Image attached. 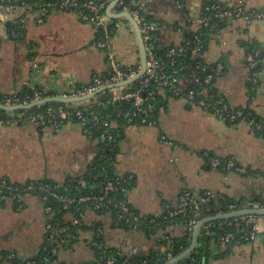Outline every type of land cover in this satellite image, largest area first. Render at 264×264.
Masks as SVG:
<instances>
[{
	"label": "crops",
	"instance_id": "0c3cea01",
	"mask_svg": "<svg viewBox=\"0 0 264 264\" xmlns=\"http://www.w3.org/2000/svg\"><path fill=\"white\" fill-rule=\"evenodd\" d=\"M139 1L152 20L167 24V29L154 37L156 47L164 50L182 44L187 30L199 29L197 18L206 0ZM219 1L264 11V0ZM116 7L110 4L106 15L121 25L111 38L117 61L122 68L143 66L139 34L128 18L120 17L124 13ZM99 33L70 11L52 10L46 16L38 10L5 15L0 20V96L39 87L44 91V102H53L56 95L69 94L109 75L112 69L106 52L96 46ZM252 46L264 56V20L252 24L236 20L213 37L203 58L208 65H224L215 88L229 106L249 108L264 123V61L258 68L261 84L254 98L250 97L244 70ZM188 82L185 77L184 86ZM165 98L168 106L161 111L157 127H128L118 143L115 173L132 177L125 196L131 208L155 219L163 217L166 207L176 208L184 190L195 197L212 193L234 200L264 194V136L245 123H229L212 112L190 106L184 99L166 93ZM88 103L89 99L69 105ZM18 111L10 110L7 116H17ZM101 153V144L77 123L59 128H42L28 121L5 126L0 129V181L64 184L91 171ZM214 159L233 160L245 172L225 173L213 167ZM66 220L70 222L71 217ZM47 223L45 204L39 196L0 198V253L15 252L23 261L37 257L47 241ZM83 226L78 241L58 253L61 263H94L92 243L96 236L108 250L133 260L163 251L160 240L166 236L182 239L186 235L184 225L154 234L125 229L114 223L112 215L100 216L92 211L86 213ZM201 247L200 238L196 251ZM209 264H264V228L252 244L213 245Z\"/></svg>",
	"mask_w": 264,
	"mask_h": 264
},
{
	"label": "built area",
	"instance_id": "2783aa9c",
	"mask_svg": "<svg viewBox=\"0 0 264 264\" xmlns=\"http://www.w3.org/2000/svg\"><path fill=\"white\" fill-rule=\"evenodd\" d=\"M34 1L35 2L29 3L23 0H0V20L5 15L17 12L30 13L38 10L42 12L43 16L48 15L52 10L74 12L79 16L81 21L93 25L101 33V38L96 42V46L106 52L112 72L107 76L96 78L93 83L88 86H79L75 88L69 94L63 93L54 96L55 99L59 98L64 100H74L93 96L89 101L94 100V102L88 103L87 105H69V103H62V105L47 106L43 112H25L17 116H7V112L10 111L9 108H19V110L28 111L33 108L32 106L34 105L35 107H40L46 104L44 103V91L39 87H35L32 90V96H27L25 99H22L18 94L0 97V110L4 111V113L0 114V129L5 126H15L22 120L31 122L42 128L52 126L59 128L63 123H75L74 119H77V124L81 125L84 132L90 137L93 134L88 125H91L92 129L101 130L98 142L104 148L113 151L114 148L111 145L115 144L117 138L121 137L122 134L120 132L115 134L114 132L119 128L118 120L122 119L125 130L131 126L157 127L158 121L151 117L152 113L156 111V107L153 105L154 97L156 95L165 97V93H169L173 98L184 99L190 106L212 112L217 118L223 121L233 124L245 123L253 132L264 136V123L257 120L251 110H232L225 99L206 89V86L210 85L214 80L215 74H221L224 71L225 67L223 64H217L214 68L209 69L202 66L201 63H198L196 69L204 74V78L198 77L197 74L186 77L189 80L186 86H184L183 83L185 77H181L182 74L188 73L191 69V65L184 59L188 54L191 55L193 59L203 58L204 55L202 50L204 48V39L207 34L206 30L214 28L213 21L228 20L229 23L236 20H244L252 24L255 21L264 20V11H250L245 9L244 6H237V9L231 12L223 10L219 5H214L207 9V11H215L216 13L212 17L207 18L202 10L201 15L197 18L200 27L196 31L197 35L195 38L189 41L184 40L182 44L170 47L168 52L164 55V58H162L163 56H159L155 51L152 39L154 34L166 30L168 27L167 24L145 20L140 14L139 9L131 11L124 5L123 0H106L105 2H98L97 0H55L54 3H48L47 1L49 0ZM114 3H117L116 6L123 8V13L130 14L140 28L147 56L145 69H143V66L123 69L117 61L115 49L111 45V35L114 29L120 28L121 25L119 22H114L109 19L106 15L107 4ZM132 4L140 9L144 7V3L139 0H134ZM260 59L261 51L256 46H252L251 52L247 54L244 61V70L247 80L255 88L260 84L258 74ZM140 75L141 77L138 79L139 87H134L133 82L122 87H117ZM151 85L156 86L158 91L149 90ZM191 85H197L198 88L190 89ZM106 91H109L111 94L109 100L100 101L96 99L99 94L105 93ZM50 102L52 101L47 103ZM120 103L132 104V106L130 108H119L116 111L115 118L111 115L104 117L95 113L89 117V115L86 114V111L94 106L105 110L108 106L116 107ZM162 139L166 141V138L163 136ZM170 145L172 144L170 143ZM212 165L214 168H220L222 164L220 160L214 159ZM225 167L228 170H233L236 167V163L230 160L226 163ZM236 168V172H245V170L240 167ZM94 171H96V168ZM104 171L105 169H103V172ZM101 176L102 174H96L94 178L98 179ZM104 179L105 181L102 182V195L91 192L90 194L81 196H66L65 194L69 187L66 186L65 183L49 184L45 182H31L26 185H18L2 180L0 181V198L11 197L19 200L23 196L33 194L42 195V200L45 204V212L49 216L55 213V207L52 202L61 205V208L58 210L59 213L67 212V216L70 217L73 214L71 212L73 208L80 205H82L87 212L113 210L117 222L121 223V225L131 227L133 230L140 229L146 223H155V219L143 217L129 206L125 196L129 190L127 186L132 180L131 176L126 177L116 174L114 179L110 180L106 177ZM80 187L86 189L88 187L87 181L82 179L80 181ZM120 194L124 195V199L119 198ZM214 199L225 200L223 195L217 196L212 193H206L201 197H195L188 190H184L177 207H166L165 209L164 215L165 220L168 222V227L177 225L176 218L191 214L185 227L188 233V239L192 241L196 227L202 223L203 220L248 209H238L235 204H232L229 206L228 212H221L215 216L204 218L201 209L202 204L209 203ZM253 209L261 210L264 208L259 205H254L251 210ZM70 223L75 227L79 226L80 221L78 218L71 217ZM59 226L60 223L56 225L52 222L47 223L48 242L54 239L52 232ZM227 227H232V230H229V232L222 237L221 240L224 245L233 247L252 244L259 240L263 232L264 216H239L226 222L214 220L202 224L200 227V234L212 237L215 235V229L223 232ZM77 239V236L73 237V240L76 241ZM59 243L60 245H65L66 240L61 239ZM92 245L94 247H100L98 242H93ZM58 252V249H53L51 251L53 255L58 254ZM14 258V254L0 256V264H13ZM169 259L170 261L168 263L173 262L176 258H172L171 255H169ZM127 263L128 260L126 259L123 264ZM96 264H115V261L109 258L106 261H98Z\"/></svg>",
	"mask_w": 264,
	"mask_h": 264
},
{
	"label": "trees",
	"instance_id": "16d2710c",
	"mask_svg": "<svg viewBox=\"0 0 264 264\" xmlns=\"http://www.w3.org/2000/svg\"><path fill=\"white\" fill-rule=\"evenodd\" d=\"M23 1L29 2V3L35 2L34 0H23ZM97 1L98 2H105L106 0H97ZM133 1L134 0H123L124 5L126 7H128L131 11L139 9L140 14L145 18V20H147L149 22L160 23L159 21L152 20L148 16L146 11L144 10V7L140 9L137 6H134L132 4ZM180 1L182 2L183 0H180ZM47 2L48 3H54L55 0H49ZM109 5L110 4H107V8ZM214 5L221 6L222 9L225 11L233 12L237 9V7H234V6L231 7V6L221 2L219 0H206L205 2H203L202 10H203V14L207 18L212 17L216 13L215 11H207V9L213 7ZM116 9L120 13L123 11V8L119 7V6H117ZM252 11L260 12L262 10H259V11L258 10H252ZM185 12H186V14H188L187 6H186ZM161 23H163V22H161ZM213 23H214V28H212L211 30H209V29L206 30L207 34H206L205 39H204V48L202 50L203 55H204L206 49L208 48L210 41L213 39V37H215L216 35H218V33H220L222 31V29L228 24V20H223V21L222 20H216V21H213ZM164 24H166V23H164ZM116 31H117V29H114V32L111 35L112 37L115 35ZM160 33H162V31L153 35L152 43L154 44L155 51L158 53V55L161 57L163 56L162 58H164V55L168 52L169 48L164 49V50L159 49L158 47H156V43H155V39H154V37ZM99 34H100V38H101V33H99ZM196 35H197V32H192V31L187 30V32L185 34V41L186 40H188V41L193 40ZM251 50H250V52H251ZM184 59L186 60V62L188 64L191 65V69L189 70L188 73L182 74L181 75L182 78L190 77V76L197 74L198 77L203 79L204 74L200 70L196 69V66L198 63H201L202 66L209 68V69H212L215 67L214 65H208L205 62L204 58L193 59L192 56L189 54ZM127 68L128 67H123V69H127ZM219 75L220 74H217V75L215 74L214 80L212 81V83L210 85L206 86L207 90H209L210 92H213L217 96H221L220 93L215 88V81ZM260 84H261V81H260ZM260 84L255 88L254 86H252L248 82V91H249L251 98H254L257 95L258 88H259ZM133 86L139 87V81L136 80L135 82H133ZM193 88L197 89L198 87H197V85L196 86L191 85L190 89H193ZM149 90L158 91L157 87L154 85H151ZM18 95L22 99H25L27 96H32V90L26 91L25 93L18 94ZM167 95L172 97L169 93H167ZM0 97H4V96H0ZM110 98H111L110 92L106 91L105 93L99 94L96 99H98L100 101H102V100L107 101ZM221 98H223V97L221 96ZM93 102H94V100L89 101V103H93ZM226 102H227V100H226ZM167 104H168V100L165 97H163L161 95H156L154 97L153 105H155L156 111L152 113L151 117L154 120L158 121V125H159V115L163 109L165 110L167 108V106H168ZM56 105H62V103H58V102L53 101L50 103H46L40 107H33L28 111L19 110L18 112H16V114H21V113H25V112H27V113L28 112H31V113L43 112L47 108V106H56ZM63 105H65V104H63ZM131 106H132V104L120 103L116 107L108 106V108L105 110H102V109L98 108L97 106H94L91 109H89L88 111H86V114H88L89 117L95 113V114H99L100 116H104V117H108L111 115L113 118H115L116 111L119 108H130ZM232 110H239V109H232ZM242 110L250 111L249 108L242 109ZM1 113H4V111L0 110V114ZM253 114L257 120H260L254 112H253ZM24 121L25 120H22L21 123ZM74 122L77 123V119H74ZM118 122H119V128L117 130H115L114 132H115V134H117L118 132H120L122 134H121V137L117 138V142L115 144L111 145L114 148V150L109 151L108 149L104 148L101 145L102 153L100 155V158L97 160V163L93 166L92 170L89 171L88 173H86L85 175L81 176V177L71 178L67 182H65V185L69 187L68 191L65 194L66 196H81V195L90 194L91 192L102 195L103 194L102 182L105 181L104 178L106 177L107 179L111 180V179H114L116 177L115 167H114L115 155H116V152L118 149L119 141H121L125 136V129L123 127L124 122L122 121V119L118 120ZM67 124L68 123H63L62 125H67ZM235 124H237V123H235ZM88 127L91 129V133L93 134L91 136V138L94 139L95 141H98V138L100 137L101 130H97L95 128L92 129L91 125H88ZM218 160H220L222 165L220 168H216V169L221 170L225 173L235 172L237 169L236 167H238L236 165V167L233 170H228L225 167V165L228 161L222 160V159H218ZM95 168H96V171H94ZM103 169H105L104 172H103ZM96 174H100V175L102 174L103 177L101 176L100 178L95 179L94 175H96ZM82 179L86 180L88 183V187L86 189H83L80 187V181ZM45 183L55 184V182H45ZM130 183L127 186L128 188H130ZM33 195L39 196L41 200L43 199L42 195H39V194H33ZM119 198L124 199V195L120 194ZM224 198H225V200L214 199L209 203L202 204L201 209H202L203 217L208 218L210 216H215L216 214L221 213V212H228L229 206L232 204H235L238 207V209H246V208L252 209L254 207V205H259L260 207L264 208V194H261V193L260 194L259 193L253 194L252 196L244 197L240 200H234V199L228 198L226 196H224ZM52 204L55 207V213L52 216L48 215V222H52L55 225L57 223H60V226L52 232V236L54 237V239L51 242H48V241L45 242L44 247L41 250L40 254L33 259H29V260H25V261L21 260L15 252H2V253H0V256H4L7 254H14L15 258H14L13 264H29V263H32V264H66V263H61L59 261V258H58L59 254L53 255L51 253V251L53 249H58V251L60 252V250H62V249L71 248L73 246V243H76L78 241V240H76V241L73 240V237L74 236L79 237V233L82 230V227L84 228V226H83L84 218L86 216L87 211L82 205L73 208V210L71 212L74 215L72 214L71 217L78 218L80 221L79 226L73 227L71 225V223L66 220L67 212L59 213L58 210L61 208V205L54 203V202H52ZM95 213L100 215V216L112 215L114 223L117 226L125 228V229L133 230L131 227L121 225V223L117 222L116 217H115V212L113 210H102V211H97ZM190 217H191V214H186L185 216H180V217L176 218L177 225H184L185 226L186 222L190 219ZM232 219L233 218L225 219V220H221V221L226 222V221H231ZM168 226H169L168 222L165 220V215H163V217H161V218H155L154 224L146 223V224H144L143 227H141L140 229H138L136 231H140V232L144 231L147 233L154 234L157 231H159L160 229H167ZM229 230H232V227H227L226 230L223 232L215 229L214 230L215 235L212 237H207V236H204L203 234H201L200 238H201L203 247L199 248L195 252V254L190 255L187 258L181 260L178 264H209L211 247H213V245L223 244L221 239L227 232H229ZM47 237H48V235H47ZM61 239L66 240L65 245H60L59 241ZM93 242H98L100 244V247H94L93 248L95 250L96 260L92 264H96V262H98V261H106L109 258H112L115 261V264H123V262L127 259L124 255H120L117 252L108 250L104 246L102 238H100L99 236H96L94 238ZM160 245L162 248H164L163 251H155V252L151 253L150 255L138 257V258H135L133 260L127 259L128 260L127 264H144V263H146V264H168V262L170 261L169 255H171L172 258H178L180 255H182L184 252H186L188 250V248L191 245V241L188 239V233L186 232V235L182 239H172L170 236H166L165 238L160 240Z\"/></svg>",
	"mask_w": 264,
	"mask_h": 264
},
{
	"label": "water",
	"instance_id": "95a60500",
	"mask_svg": "<svg viewBox=\"0 0 264 264\" xmlns=\"http://www.w3.org/2000/svg\"><path fill=\"white\" fill-rule=\"evenodd\" d=\"M117 3H114L113 6H116ZM120 17H126L128 18L132 24L135 26L138 34H139V39H140V43H141V47H142V50H143V55H144V63H143V69L146 68V63H147V56H146V51H145V46H144V43H143V38H142V34H141V31H140V28L138 26V24L135 22V20L132 18V16L128 13H124L122 14ZM264 61V56H261V59H260V63H262ZM141 77L138 76L137 78L129 81V82H126L124 84H121L120 86H117V87H122V86H125V85H128L132 82H135L136 80H138L139 78ZM97 96V95H95ZM93 98V96H89L87 98H79V99H74V100H64V99H53L55 102H58V103H75V102H82V101H85V100H88V99H91ZM45 103V102H44ZM32 107H35L32 106ZM9 110H19V108H9ZM247 215H253V216H264V209H261V210H251V209H246V210H240V211H237V212H234V213H231V214H227V215H223V216H219V217H216V218H212V219H206V220H203L202 223H200L196 229H195V233H194V236H193V243L191 244L190 248L184 252L182 255H180L178 258H176L173 262H170L168 264H177L178 262H180L181 260L187 258L188 256L190 255H193L195 254V251L198 247V245L200 244V227L202 224H205V223H208V222H211V221H214V220H223V219H230V218H235V217H239V216H247Z\"/></svg>",
	"mask_w": 264,
	"mask_h": 264
},
{
	"label": "rangeland",
	"instance_id": "374dc122",
	"mask_svg": "<svg viewBox=\"0 0 264 264\" xmlns=\"http://www.w3.org/2000/svg\"><path fill=\"white\" fill-rule=\"evenodd\" d=\"M205 246V245H204Z\"/></svg>",
	"mask_w": 264,
	"mask_h": 264
}]
</instances>
